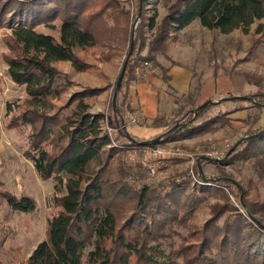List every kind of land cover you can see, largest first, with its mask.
<instances>
[{
  "label": "trees",
  "instance_id": "trees-1",
  "mask_svg": "<svg viewBox=\"0 0 264 264\" xmlns=\"http://www.w3.org/2000/svg\"><path fill=\"white\" fill-rule=\"evenodd\" d=\"M130 1L131 8L120 0H0V25L11 27L4 37L10 52L4 54L7 72L14 82L25 85L30 96L21 105L22 112L10 116L8 128L28 131L24 155L33 161L39 177H53L58 186L66 187L65 194L53 197L59 210L50 219L47 239L36 246L26 264H264V200L241 198V211L226 191L234 181L224 175L207 177L202 160L192 171L187 168L179 173L181 177L135 188L128 178L142 174L143 162H121L119 168L113 167L112 158L120 147L103 127L106 123L116 129L118 137L127 139L128 146L142 149L227 125L230 111L226 108L203 118L217 106L218 102H211L168 123L157 136L140 138L129 131L126 122V87L137 59L143 57L140 48L147 25L154 30L148 56L153 50L165 52L171 37L196 20L225 34L242 28L254 44L264 43V0H172L160 21L155 15L146 17L149 0H142L140 16V0ZM259 20L252 31L250 27ZM43 27L57 29L58 34L40 29ZM133 32L134 50L129 55ZM97 46L106 48L102 57L107 61L117 51H124L121 69L125 61L127 69L117 109L112 100L121 69L108 112L91 111V99L100 96L106 86L75 90L64 104L56 105L54 100L61 99L74 83L58 63L70 61L75 73L86 71L91 64L77 51ZM63 74L69 82L60 80ZM252 97L246 100L264 107L263 92ZM228 100L245 98L223 99L222 103ZM248 134L228 158H253L264 176V126ZM160 135L159 141H151ZM190 176L199 189L187 190ZM4 185L0 179V202L13 210H35L33 197H19ZM213 192L224 201L213 205L212 216L202 227H194L191 219L198 205ZM183 227L186 234H180ZM173 234H180L181 241L166 251L163 241Z\"/></svg>",
  "mask_w": 264,
  "mask_h": 264
},
{
  "label": "rangeland",
  "instance_id": "rangeland-1",
  "mask_svg": "<svg viewBox=\"0 0 264 264\" xmlns=\"http://www.w3.org/2000/svg\"><path fill=\"white\" fill-rule=\"evenodd\" d=\"M120 1L127 8H131L130 0ZM171 1L149 0L146 5V17L155 15L157 21H160ZM260 21L262 20L253 23L250 29L253 31ZM55 23L59 25V21ZM40 29L58 34L57 29L48 27ZM10 31V26L0 25V179L4 182L5 188L17 196L33 197L37 207L26 212L13 210L6 202H0V264H26L36 246L47 239L50 219L59 210L53 205V197L56 194H65L66 187L58 186L53 177L46 180L39 177L33 161L24 155L29 143L28 131L24 133L20 129L8 128L10 116L21 113L23 110L21 105L30 97L25 85L14 82L7 72L8 64L4 54L10 52L4 37ZM144 31L146 39L141 45L140 54L147 58L137 59L136 66L141 67L145 74L140 76L133 71L131 80L146 79L151 73L158 75L159 79L155 82H158L156 87L159 88V96L168 99L170 103H175L174 110L163 116L165 120L155 118V123L160 122L166 127L168 123L186 118L192 108L208 100L219 102L203 118L220 108H226L230 111V122L216 131L191 137L179 136L159 144L178 153L168 154L162 158L164 162L158 176H150L147 167L143 165L141 175L128 178L130 184L135 188L141 187L142 184L158 185L170 176L181 177L179 173L187 168L191 171V168L202 160L201 167L207 177L224 175L234 181L226 191H229L231 203L241 211H243L241 198L262 202L264 176L255 159L237 156L229 160L228 151L247 137L251 130L264 126V107L250 104L246 100L253 98V93H264V43L254 44L251 35L242 28L225 34L218 29H209L196 20L173 36L174 38L171 37L165 52L153 50L148 56L149 41L154 30L147 25ZM128 46L129 44L125 45V48ZM77 52L90 62L91 68L78 74H71L74 83L70 85V90L61 99L54 100V103L64 104L73 91L84 87L106 86V96L104 94L91 99L93 103L91 111L108 112L114 82L125 58L124 51H117L108 61L102 57V54L107 52L105 47L97 46ZM162 61L166 63L162 64ZM61 65L65 72L67 62H61ZM175 68L178 72L176 82L175 73L172 72ZM67 71L72 73V66L67 68ZM60 80L69 82L64 74ZM237 96L245 97V101L228 100L227 103H222L223 99H233ZM8 105H11V110L8 109ZM126 108L128 125H145L140 111L131 109L129 104ZM133 113L138 115V121L131 120ZM113 137L120 148L112 158L111 165L115 168H119L121 162L134 165L138 160L131 158L133 146H128L125 137H118L117 131L113 132ZM190 177L191 184L187 190L199 189V185L194 184V178ZM223 201V196L216 192L208 196L198 205L191 219L193 226L202 227L212 216L213 205ZM224 217L225 215L220 219V223ZM262 219L264 221V215ZM179 230L180 234L188 232L184 227ZM180 234H173L163 241L166 251L178 246L181 241Z\"/></svg>",
  "mask_w": 264,
  "mask_h": 264
},
{
  "label": "crops",
  "instance_id": "crops-1",
  "mask_svg": "<svg viewBox=\"0 0 264 264\" xmlns=\"http://www.w3.org/2000/svg\"><path fill=\"white\" fill-rule=\"evenodd\" d=\"M67 62L65 66V72L67 73V68L72 66L70 61ZM162 64H165V61H162ZM90 63V62H88ZM58 66L62 68L61 62L58 63ZM73 68V67H72ZM177 68L173 69L172 72L175 73L174 81L177 80ZM80 72H72L70 74H78ZM76 78V77H75ZM159 79L158 75H153L151 73L146 79H135L134 81H129L127 84V96L125 99L126 106H131L133 110L140 111L141 118L144 120L145 125H128L129 131L140 138L150 139L158 134H160L164 126L162 123H155V118L167 116L168 113L172 112L175 108V103L168 99H164L159 96V88L156 87L158 82H155ZM107 89L101 94V96H106ZM100 97V96H99ZM128 110L126 111L127 118Z\"/></svg>",
  "mask_w": 264,
  "mask_h": 264
},
{
  "label": "built area",
  "instance_id": "built-area-1",
  "mask_svg": "<svg viewBox=\"0 0 264 264\" xmlns=\"http://www.w3.org/2000/svg\"><path fill=\"white\" fill-rule=\"evenodd\" d=\"M134 72L137 75H144L145 72L139 66H135ZM138 115L136 113L131 114L132 121H138ZM104 129H106L111 135L116 129L108 126L106 123L103 125ZM133 153H131V158L135 160H141L143 164L147 167L148 173L150 176H158L160 173L161 165L164 161L162 158L167 157L168 154L178 153L173 149H166L162 147V145H157L155 147H144L142 149L133 148ZM192 171V170H191ZM193 173V172H192Z\"/></svg>",
  "mask_w": 264,
  "mask_h": 264
},
{
  "label": "water",
  "instance_id": "water-1",
  "mask_svg": "<svg viewBox=\"0 0 264 264\" xmlns=\"http://www.w3.org/2000/svg\"><path fill=\"white\" fill-rule=\"evenodd\" d=\"M142 9H143V2H142V0H140L139 16L142 13ZM133 50H134V32L132 33V38H131L130 48H129V53L128 54L131 55L133 53ZM126 69H127V61L124 62V65H123V67H122V69L120 71L119 77L117 79L116 89H115L114 97H113V100H112L114 109H117V96H118V92H119V90L121 88L122 81H123ZM241 98H245V97H241ZM211 102H212V100L205 101L204 103L199 105L197 108L200 109V108L206 106L208 103H211ZM217 102H219V101H217ZM131 138H132V140H134L133 137H131ZM160 138H161V135L156 137V138H154V139H152L151 141L152 142H157V141L160 140ZM245 138H247V137H245ZM144 143H150V141H145ZM239 143H240V141L237 142L234 146L231 147V149L228 151V155L231 154L235 150V148L239 145ZM219 160H222V159H219Z\"/></svg>",
  "mask_w": 264,
  "mask_h": 264
}]
</instances>
